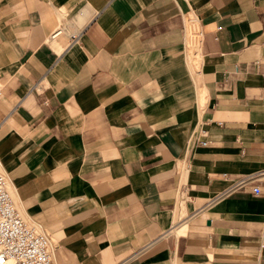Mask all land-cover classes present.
Instances as JSON below:
<instances>
[{
	"label": "crops",
	"instance_id": "crops-1",
	"mask_svg": "<svg viewBox=\"0 0 264 264\" xmlns=\"http://www.w3.org/2000/svg\"><path fill=\"white\" fill-rule=\"evenodd\" d=\"M0 64L52 264H264V0H0Z\"/></svg>",
	"mask_w": 264,
	"mask_h": 264
},
{
	"label": "built area",
	"instance_id": "built-area-1",
	"mask_svg": "<svg viewBox=\"0 0 264 264\" xmlns=\"http://www.w3.org/2000/svg\"><path fill=\"white\" fill-rule=\"evenodd\" d=\"M58 33L60 31L56 34ZM77 38L75 36L74 40ZM1 77L0 64V94ZM202 136L200 143L207 145V129H202ZM248 180L250 179H240L225 194L235 187L245 185ZM10 182V177L0 162V264H52L56 244L45 227L23 216L12 196ZM252 189L257 194L261 192L259 185L253 186Z\"/></svg>",
	"mask_w": 264,
	"mask_h": 264
},
{
	"label": "rangeland",
	"instance_id": "rangeland-1",
	"mask_svg": "<svg viewBox=\"0 0 264 264\" xmlns=\"http://www.w3.org/2000/svg\"><path fill=\"white\" fill-rule=\"evenodd\" d=\"M188 25H189L190 27L193 26L192 22H189ZM200 97H201L200 102H201L202 104H204V97H203V96H200ZM11 193H12V192H11ZM12 196H13V195H12Z\"/></svg>",
	"mask_w": 264,
	"mask_h": 264
},
{
	"label": "bare ground",
	"instance_id": "bare-ground-1",
	"mask_svg": "<svg viewBox=\"0 0 264 264\" xmlns=\"http://www.w3.org/2000/svg\"><path fill=\"white\" fill-rule=\"evenodd\" d=\"M10 190H11V187H10ZM24 216V215H23ZM25 217V216H24Z\"/></svg>",
	"mask_w": 264,
	"mask_h": 264
}]
</instances>
